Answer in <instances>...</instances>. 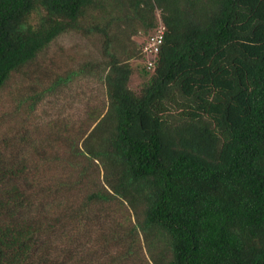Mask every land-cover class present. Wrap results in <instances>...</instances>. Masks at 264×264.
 I'll use <instances>...</instances> for the list:
<instances>
[{
	"label": "trees",
	"instance_id": "1",
	"mask_svg": "<svg viewBox=\"0 0 264 264\" xmlns=\"http://www.w3.org/2000/svg\"><path fill=\"white\" fill-rule=\"evenodd\" d=\"M67 33L98 37L100 58L21 105L96 73L106 110L67 152L102 179L78 194L85 181L38 176L34 144L6 149L0 264H264V0H0V90Z\"/></svg>",
	"mask_w": 264,
	"mask_h": 264
},
{
	"label": "rangeland",
	"instance_id": "2",
	"mask_svg": "<svg viewBox=\"0 0 264 264\" xmlns=\"http://www.w3.org/2000/svg\"><path fill=\"white\" fill-rule=\"evenodd\" d=\"M144 39L142 32L135 37L138 44ZM100 55L98 37L67 33L40 53L25 69L26 74L18 73L12 77L0 90V163L6 164V149L7 153L13 150L12 154L19 157L22 150L34 144L38 151L34 156L40 162L37 174L44 181L50 179L58 184L68 176L85 181L75 189L82 195L92 190L93 185L99 186L103 173L100 164L90 163L82 156L73 159L67 152L71 144L81 147L93 126L92 115L106 110L105 88L99 76L96 73L78 76L66 85L54 86L33 112L21 102L30 89L48 90L56 79L66 77L79 64L98 60ZM139 63L137 59L131 61L133 68L139 67ZM143 82L139 72H135L129 88L137 92ZM45 159H50L52 164L46 165ZM65 160L70 164L68 167ZM82 169H86V175L80 179ZM109 210L113 212V209ZM96 217L104 220V213L99 211Z\"/></svg>",
	"mask_w": 264,
	"mask_h": 264
},
{
	"label": "built area",
	"instance_id": "3",
	"mask_svg": "<svg viewBox=\"0 0 264 264\" xmlns=\"http://www.w3.org/2000/svg\"><path fill=\"white\" fill-rule=\"evenodd\" d=\"M164 27L161 22L152 31V33L147 37L144 42L141 52L146 60L147 68H154L155 59L160 53L161 46L164 41Z\"/></svg>",
	"mask_w": 264,
	"mask_h": 264
}]
</instances>
